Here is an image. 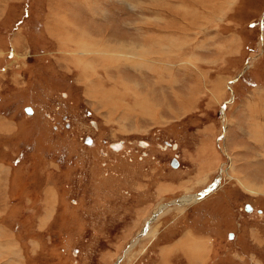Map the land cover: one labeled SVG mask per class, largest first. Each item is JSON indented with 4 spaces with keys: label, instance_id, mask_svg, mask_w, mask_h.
I'll list each match as a JSON object with an SVG mask.
<instances>
[{
    "label": "rangeland",
    "instance_id": "rangeland-1",
    "mask_svg": "<svg viewBox=\"0 0 264 264\" xmlns=\"http://www.w3.org/2000/svg\"><path fill=\"white\" fill-rule=\"evenodd\" d=\"M121 1L0 0V264H264V0Z\"/></svg>",
    "mask_w": 264,
    "mask_h": 264
},
{
    "label": "crops",
    "instance_id": "crops-1",
    "mask_svg": "<svg viewBox=\"0 0 264 264\" xmlns=\"http://www.w3.org/2000/svg\"><path fill=\"white\" fill-rule=\"evenodd\" d=\"M82 1L90 3L86 7H88V8L94 7L95 0H82ZM116 1H117V4L119 2H125V1H121V0H116ZM117 4L115 3L113 5L116 6ZM131 6L133 7L134 4H131ZM110 8H111V6H110ZM113 8L115 9V7H113ZM211 9H214V5H212ZM116 11H118V10H116ZM209 11H211V13L213 12V10H209ZM52 15H54V14H52ZM55 15L57 16L60 14H55ZM51 22H52V20H51ZM176 25L181 26V24H176ZM172 32L175 33V31H172ZM148 110H151V109H148ZM143 114H145V113H143ZM4 121H5L4 119L3 120L0 119V126H3L2 123H5ZM21 125H22V123H21ZM21 127H23V126H21ZM17 132H21V128L19 130H17ZM17 132H14L12 135H14V136H15V134L17 135ZM12 135L10 136L9 140H11V138L13 137ZM9 140H7V142ZM7 142H6V138L0 136V209H4L3 211H4V214L6 213V215L9 213L10 208L15 205V202L12 198L13 197L12 193L14 191L13 173L15 172V164L12 163V159H11L12 147H10V145ZM21 145H23L24 147H27L28 143H27V141H21ZM179 163H180V161H179ZM16 192L19 193L17 188H16ZM20 199H22V197H20ZM207 199H208V197L206 199H203L200 203L206 202ZM19 207H20V205H19ZM0 215H1V213H0ZM44 217L45 216H43L42 218H44ZM4 218H5V216H4ZM6 225L9 226L8 223L1 221V223H0V234L2 236L4 235L3 237H5V238H6V236H5L6 230H10V228L7 227ZM191 229H193V228H191ZM191 229L188 231H191ZM200 232L193 229V234L192 233L183 234L182 237L178 240L179 242H173V240L175 238H171V239L165 238V239L159 240L160 243H163L162 245H159V248L164 250L163 251V256H164L163 262L165 261L166 253L174 251V250H176V248L178 249V251H180V248L178 245L181 241L182 242L184 241V243H183L184 253L189 251L188 245H190V247L192 248L191 249L192 251L190 253L191 256H189V259L187 257L189 264H204L206 257H209L211 252L213 254L214 253L213 250H215V244H213V250H212L211 245H209V242L207 241V236L210 235L212 237V240H214L216 237L212 236L207 231H205L206 234L203 232H201V233ZM1 235H0V237H1ZM162 235H163V233L159 234L158 237H161ZM178 237H180V236H178ZM7 244H10V239H8ZM5 245H6V243L4 244L3 248L0 247V256L3 255L4 251H11ZM185 247H186V249H185ZM6 254H9L8 256L11 255L10 253H7V252H6ZM3 257H7V255H4Z\"/></svg>",
    "mask_w": 264,
    "mask_h": 264
},
{
    "label": "bare ground",
    "instance_id": "bare-ground-1",
    "mask_svg": "<svg viewBox=\"0 0 264 264\" xmlns=\"http://www.w3.org/2000/svg\"><path fill=\"white\" fill-rule=\"evenodd\" d=\"M182 10H184L183 9V7H182ZM53 32V31H52ZM115 42H119L118 41V39H116V41ZM105 46V45H104ZM120 47H122V46H120ZM151 52V51H150ZM131 54V53H130ZM129 54V55H130ZM122 55V54H121ZM139 54H137V55H134V56H132V57H136V56H138ZM119 57H120V55H119ZM127 58V57H126ZM129 58H131V57H128V59ZM115 59H117V58H114V59H107V60H103V61H105V62H107L108 61V63H107V65L110 63V62H116V60ZM130 61V60H129ZM121 62V61H120ZM132 62H135V61H132ZM118 63V62H117ZM120 63H118L117 65H116V70H117V68L119 67L118 65H119ZM105 66V65H104ZM135 67V66H134ZM136 68V67H135ZM111 69V68H110ZM137 69H139L138 67H137ZM108 71V70H107ZM107 71H106V74H107ZM125 75V74H124ZM121 78V77H120ZM145 82V81H144ZM147 82V81H146ZM122 83V82H121ZM117 84V83H116ZM120 84V83H119ZM125 83H123L122 84V86L124 85ZM146 86H148V85H146ZM111 90V89H110ZM103 91V90H102ZM112 93V92H111ZM100 96V95H99ZM112 99V98H111ZM141 99V98H140ZM102 100V99H101ZM106 101V100H105ZM103 102V101H102ZM113 103H115V101L113 100ZM32 109V108H31ZM26 112H27V108H26ZM28 114H32L33 113V109H32V112H27ZM179 163V162H178ZM178 166H179V164H178ZM177 166V167H178ZM4 174V173H3ZM50 195V194H49ZM195 200H198V195L197 196H195V197H193L192 199L191 198H189V197H186V198H184L183 200H181V203H190L191 201H195ZM2 214V213H1ZM2 233V232H1ZM6 234V233H5ZM3 245V244H2ZM11 254V253H10ZM9 255V254H8Z\"/></svg>",
    "mask_w": 264,
    "mask_h": 264
},
{
    "label": "water",
    "instance_id": "water-1",
    "mask_svg": "<svg viewBox=\"0 0 264 264\" xmlns=\"http://www.w3.org/2000/svg\"><path fill=\"white\" fill-rule=\"evenodd\" d=\"M240 74H242V73H240ZM27 112H32L31 107H27ZM178 164H179V163H178L177 158H176V157L173 158L172 161H171V165H172L173 167H177ZM206 192H209V189H208ZM204 193H205V192H204ZM204 193H202V195H203ZM246 208H247V210H252V206H251L250 204H248ZM230 236L233 237V234L231 233Z\"/></svg>",
    "mask_w": 264,
    "mask_h": 264
}]
</instances>
